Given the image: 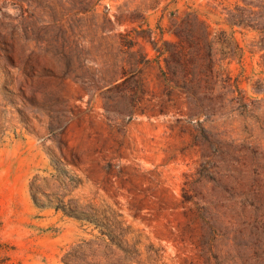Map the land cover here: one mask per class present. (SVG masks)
Instances as JSON below:
<instances>
[{"label":"rangeland","instance_id":"obj_1","mask_svg":"<svg viewBox=\"0 0 264 264\" xmlns=\"http://www.w3.org/2000/svg\"><path fill=\"white\" fill-rule=\"evenodd\" d=\"M236 4L0 0L4 264H264V69L255 34L220 14ZM175 11L238 43L222 69L245 108L191 109L154 62L136 64L155 56L142 30L174 40L157 26Z\"/></svg>","mask_w":264,"mask_h":264},{"label":"trees","instance_id":"obj_2","mask_svg":"<svg viewBox=\"0 0 264 264\" xmlns=\"http://www.w3.org/2000/svg\"><path fill=\"white\" fill-rule=\"evenodd\" d=\"M211 13L217 14L216 10ZM220 14L223 15L224 22L229 28L255 34L251 44L256 50L251 53H260L261 66L264 69V0H237L233 9L225 10ZM162 19L163 15L160 21ZM104 20L108 24L111 23L109 18ZM115 20L119 21V17L116 16ZM168 21L169 24L165 29L157 26L160 39L167 32L174 37V40L162 41V44L156 47L157 43L151 40L152 31L142 30L140 33L144 35L142 37H147L144 39L151 44L155 56L150 59L148 53L140 50L130 53L137 57L136 64L154 62L166 80L173 82L186 93L192 104L191 109H203L207 103L208 110L205 111L210 112L209 115H215L217 108H222L224 103L225 106L237 104L245 108L241 103L242 99L233 96L237 92L236 83L222 69L224 62L230 63L237 57L241 58L242 49L238 43L228 38L225 31L212 29L197 12H170ZM100 29L102 32L105 31L104 26ZM118 38L121 48L128 53L134 45L133 41L127 34L120 33ZM160 60L164 62V66L161 65ZM179 80L181 83L178 82ZM255 91L264 93L260 88ZM215 92H219L217 97H214ZM229 95L232 98L227 100L226 97ZM221 96H224V102L221 100L217 106V99L219 101ZM189 117H194V114L189 113ZM5 260L0 256V264H4Z\"/></svg>","mask_w":264,"mask_h":264}]
</instances>
